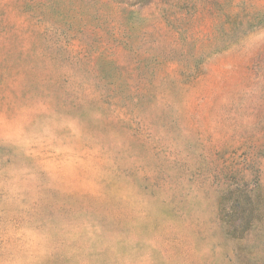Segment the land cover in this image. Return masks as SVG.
Instances as JSON below:
<instances>
[{
  "label": "rangeland",
  "instance_id": "obj_1",
  "mask_svg": "<svg viewBox=\"0 0 264 264\" xmlns=\"http://www.w3.org/2000/svg\"><path fill=\"white\" fill-rule=\"evenodd\" d=\"M0 264H264V0H0Z\"/></svg>",
  "mask_w": 264,
  "mask_h": 264
}]
</instances>
